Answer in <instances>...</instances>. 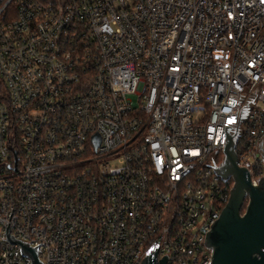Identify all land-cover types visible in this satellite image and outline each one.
Returning <instances> with one entry per match:
<instances>
[{
	"label": "built area",
	"instance_id": "obj_1",
	"mask_svg": "<svg viewBox=\"0 0 264 264\" xmlns=\"http://www.w3.org/2000/svg\"><path fill=\"white\" fill-rule=\"evenodd\" d=\"M226 127L256 186L264 0H0V264H210Z\"/></svg>",
	"mask_w": 264,
	"mask_h": 264
},
{
	"label": "water",
	"instance_id": "obj_2",
	"mask_svg": "<svg viewBox=\"0 0 264 264\" xmlns=\"http://www.w3.org/2000/svg\"><path fill=\"white\" fill-rule=\"evenodd\" d=\"M229 130L225 128L222 164L213 170L222 181L231 180L233 186L228 203L206 235L205 245L211 251L210 264H264V173L253 186L249 173L237 166L236 136H230ZM94 142L97 147L98 138ZM262 154L264 160V144ZM6 238L21 246L20 254L29 258L31 264H41L36 254L39 245L32 248L12 239L8 228ZM156 254L155 249L141 264H154Z\"/></svg>",
	"mask_w": 264,
	"mask_h": 264
},
{
	"label": "trees",
	"instance_id": "obj_3",
	"mask_svg": "<svg viewBox=\"0 0 264 264\" xmlns=\"http://www.w3.org/2000/svg\"><path fill=\"white\" fill-rule=\"evenodd\" d=\"M263 171H264V170H263L262 168H260L259 170H255V171H253V177H255V178H260V177H262ZM244 210H245V207H243L241 213H243Z\"/></svg>",
	"mask_w": 264,
	"mask_h": 264
},
{
	"label": "crops",
	"instance_id": "obj_4",
	"mask_svg": "<svg viewBox=\"0 0 264 264\" xmlns=\"http://www.w3.org/2000/svg\"><path fill=\"white\" fill-rule=\"evenodd\" d=\"M263 144H264V142H263Z\"/></svg>",
	"mask_w": 264,
	"mask_h": 264
},
{
	"label": "flooded vegetation",
	"instance_id": "obj_5",
	"mask_svg": "<svg viewBox=\"0 0 264 264\" xmlns=\"http://www.w3.org/2000/svg\"><path fill=\"white\" fill-rule=\"evenodd\" d=\"M217 158H218V156H217Z\"/></svg>",
	"mask_w": 264,
	"mask_h": 264
}]
</instances>
